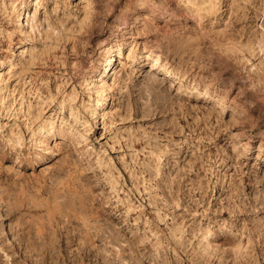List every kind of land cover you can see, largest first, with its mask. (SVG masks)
I'll use <instances>...</instances> for the list:
<instances>
[{
  "label": "rangeland",
  "instance_id": "374dc122",
  "mask_svg": "<svg viewBox=\"0 0 264 264\" xmlns=\"http://www.w3.org/2000/svg\"><path fill=\"white\" fill-rule=\"evenodd\" d=\"M0 264H264V0H0Z\"/></svg>",
  "mask_w": 264,
  "mask_h": 264
},
{
  "label": "bare ground",
  "instance_id": "6f19581e",
  "mask_svg": "<svg viewBox=\"0 0 264 264\" xmlns=\"http://www.w3.org/2000/svg\"><path fill=\"white\" fill-rule=\"evenodd\" d=\"M22 14V13H21ZM108 50V49H107ZM116 61V57L115 55L109 56L106 59V62H104L103 69L104 70H108L109 68H111V65ZM97 77L95 76V79ZM109 96H104L102 97L100 100H98V104L96 106V111H99L100 109H102L104 107V105L108 102V100H110L111 98H108ZM95 122L96 125L98 124V117L95 118Z\"/></svg>",
  "mask_w": 264,
  "mask_h": 264
}]
</instances>
